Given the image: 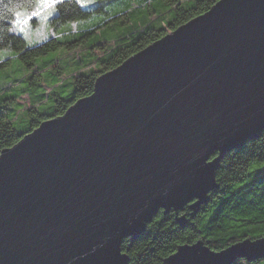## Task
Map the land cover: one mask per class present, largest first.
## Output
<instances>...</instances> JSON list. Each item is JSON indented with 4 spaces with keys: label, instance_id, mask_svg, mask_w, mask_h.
I'll list each match as a JSON object with an SVG mask.
<instances>
[{
    "label": "water",
    "instance_id": "obj_1",
    "mask_svg": "<svg viewBox=\"0 0 264 264\" xmlns=\"http://www.w3.org/2000/svg\"><path fill=\"white\" fill-rule=\"evenodd\" d=\"M264 130V0H220L100 75L0 153V264H127L159 210L196 208ZM264 257V237L181 245L164 264Z\"/></svg>",
    "mask_w": 264,
    "mask_h": 264
},
{
    "label": "trees",
    "instance_id": "obj_2",
    "mask_svg": "<svg viewBox=\"0 0 264 264\" xmlns=\"http://www.w3.org/2000/svg\"><path fill=\"white\" fill-rule=\"evenodd\" d=\"M218 1L61 0L46 20L57 35L29 45L24 34L14 29L16 17L8 9L19 6L16 10L33 11L39 7L38 0H0V68L14 57L21 74V87L11 91L0 88V153L44 121L63 115L78 100L90 96L100 75ZM121 25L125 27L115 29ZM83 51L73 73L65 74L67 63H55L58 53L74 58ZM43 69L47 73H39ZM44 86L50 89L46 91ZM22 94H28L32 104L18 117ZM215 181L217 188L208 194L206 203L196 208L189 203L178 212L161 209L137 239H124L121 249L128 255L127 264H164L179 246L198 241L220 251L245 239L264 237V130L258 139L224 155ZM233 264H264V257L252 261L240 258Z\"/></svg>",
    "mask_w": 264,
    "mask_h": 264
},
{
    "label": "rangeland",
    "instance_id": "obj_3",
    "mask_svg": "<svg viewBox=\"0 0 264 264\" xmlns=\"http://www.w3.org/2000/svg\"><path fill=\"white\" fill-rule=\"evenodd\" d=\"M80 1L85 2L89 0H80ZM53 6L54 5L52 6L45 5L43 8L37 7L33 11H29L28 13L32 15L33 13H36L38 11L39 12L38 16L33 15L31 19H28L27 17L21 18L22 20H26V23L21 24V27L24 28V31L22 33L27 39L29 45L41 42L49 38L50 36L57 35V32L53 29H50V27L47 25V22H46L49 12L53 8ZM15 21H16V18L13 22L14 29L21 32L19 28L16 27ZM124 27H125L124 25H121L115 29L121 30ZM108 34H112V32L108 31ZM8 54L10 55V52H8ZM83 54H84V51L82 52V54H78L79 56L72 58L70 56H67L66 53L61 52L55 56V63L59 65H64L65 63H67L66 69H68V71L65 74L73 73L76 70L75 61L80 59L83 56ZM52 56L54 58V55H49V58H51ZM13 58L14 57H10V63H8L6 67L0 68V88L2 91L4 90L11 91L13 87H16V86L21 87L20 86L21 83L19 79L21 74H19L17 71L18 69L17 64L19 62L17 59H13ZM46 71H47L46 69H43V70H40L39 73L45 74L47 73ZM14 79H17V80L15 81ZM48 89H50V87H45L46 91ZM18 104L20 106L18 107L17 115L18 117H20L23 114V110L26 107H28L30 104H32V99L30 98L28 94H22L18 98Z\"/></svg>",
    "mask_w": 264,
    "mask_h": 264
},
{
    "label": "snow or ice",
    "instance_id": "obj_4",
    "mask_svg": "<svg viewBox=\"0 0 264 264\" xmlns=\"http://www.w3.org/2000/svg\"><path fill=\"white\" fill-rule=\"evenodd\" d=\"M59 2H61V0H38V6L39 8H43L45 5L52 6ZM16 7L9 8L8 11L13 12V15L16 17V21H15L16 27L19 28L21 32H23L24 28L21 27V24L26 23V20H22L21 18L27 17L28 19H31L33 15L38 16L39 12L37 11L36 13L30 15L26 10L25 11L16 10Z\"/></svg>",
    "mask_w": 264,
    "mask_h": 264
}]
</instances>
